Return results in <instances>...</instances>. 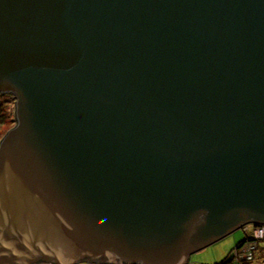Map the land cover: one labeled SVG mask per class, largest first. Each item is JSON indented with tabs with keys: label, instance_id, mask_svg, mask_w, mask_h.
<instances>
[{
	"label": "water",
	"instance_id": "1",
	"mask_svg": "<svg viewBox=\"0 0 264 264\" xmlns=\"http://www.w3.org/2000/svg\"><path fill=\"white\" fill-rule=\"evenodd\" d=\"M0 95V264H187L264 225V0H0Z\"/></svg>",
	"mask_w": 264,
	"mask_h": 264
},
{
	"label": "rangeland",
	"instance_id": "2",
	"mask_svg": "<svg viewBox=\"0 0 264 264\" xmlns=\"http://www.w3.org/2000/svg\"><path fill=\"white\" fill-rule=\"evenodd\" d=\"M0 110L4 118L0 120V139L14 126V105L13 99L8 95H0ZM244 232L238 229L231 235L220 241L192 254L187 264H264V253L259 251L255 254L253 261L248 263H237L233 259V250L237 243L244 240ZM78 264H99V263H78Z\"/></svg>",
	"mask_w": 264,
	"mask_h": 264
},
{
	"label": "built area",
	"instance_id": "3",
	"mask_svg": "<svg viewBox=\"0 0 264 264\" xmlns=\"http://www.w3.org/2000/svg\"><path fill=\"white\" fill-rule=\"evenodd\" d=\"M244 240L233 250V259L237 263H248L254 260L259 251L264 253V225H246L241 228Z\"/></svg>",
	"mask_w": 264,
	"mask_h": 264
},
{
	"label": "trees",
	"instance_id": "4",
	"mask_svg": "<svg viewBox=\"0 0 264 264\" xmlns=\"http://www.w3.org/2000/svg\"><path fill=\"white\" fill-rule=\"evenodd\" d=\"M1 107V105H0ZM2 113V110H0V120H2L4 118V115L1 114Z\"/></svg>",
	"mask_w": 264,
	"mask_h": 264
},
{
	"label": "flooded vegetation",
	"instance_id": "5",
	"mask_svg": "<svg viewBox=\"0 0 264 264\" xmlns=\"http://www.w3.org/2000/svg\"><path fill=\"white\" fill-rule=\"evenodd\" d=\"M1 140V139H0Z\"/></svg>",
	"mask_w": 264,
	"mask_h": 264
}]
</instances>
